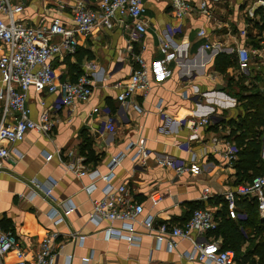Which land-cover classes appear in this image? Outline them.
Instances as JSON below:
<instances>
[{
	"label": "crops",
	"instance_id": "crops-1",
	"mask_svg": "<svg viewBox=\"0 0 264 264\" xmlns=\"http://www.w3.org/2000/svg\"><path fill=\"white\" fill-rule=\"evenodd\" d=\"M79 1L90 7L98 3L23 0L24 9L19 17L28 25H36L42 19L50 22L55 16L70 22L71 5ZM186 1L198 8L202 0ZM261 1L207 0L213 10L210 18L196 7L181 18L176 16L171 0H144L147 30L141 42L131 41L130 33L120 25L111 29L99 26L89 34L77 36L74 54L63 53L53 58L57 83L76 81L89 61L96 68L91 74L89 100L74 107L64 104L60 90L47 92L32 86L28 94L31 118L39 120L42 110L47 109L54 126L48 135L31 130L15 144L4 142L16 150L0 172V219L5 229L22 240L30 262L34 261L39 242L54 227L60 236L53 264H204L185 258L184 252L193 246L189 239H178L177 247L169 250L165 245L157 248L156 239L150 235H145L138 245L115 237L105 238L102 229L121 225L106 219L96 225L92 220L93 200L104 196L108 180L80 176L69 166L79 162L89 170L108 173L113 158L131 141L145 140L149 152L146 163L133 159L137 148H131L114 169L111 184L126 185L133 198L143 204L145 214L154 216L155 226L161 222L180 225L199 204L214 215L221 213L224 193L245 183H237V165L243 155L237 136L245 130L243 119L250 125L254 122L246 117L252 111L248 105L251 92L242 84L251 87L252 82H258L264 94V83L256 78L264 76ZM201 29H205V37L199 34ZM242 29L248 31L246 38L241 36ZM163 40L170 42V50L176 55L168 64L171 76L156 81L150 66L163 57ZM206 42L218 44L223 50L237 43L246 44L253 50L251 68L241 71L233 55L206 48ZM7 51L8 47L0 42V55ZM136 54L146 61L151 88L146 94L136 92L128 104L122 105L117 98L121 87L117 85L128 82L137 67ZM41 100L45 105L41 106ZM2 107L0 101V119ZM203 117L210 122L197 126ZM260 129L264 133V125ZM88 144L99 155L97 162L85 161L83 149ZM229 147L236 148V158L231 161L224 156ZM80 157L83 159L79 160ZM159 158L184 162L199 172L178 174L174 168L158 163ZM32 179L51 186L55 202H73L76 209L64 223L53 226L47 217L53 202L32 196ZM92 182L96 187L89 192L86 188ZM206 187L210 188V196L203 199ZM153 192L163 197L158 204L150 198ZM245 210V205L238 204L234 212L228 210V217L238 225L240 219L247 217ZM239 228L242 230V225ZM138 230L146 231L140 226ZM73 232L84 234L85 238H73ZM211 232L206 239L222 246V238ZM6 260H15L14 254L10 253Z\"/></svg>",
	"mask_w": 264,
	"mask_h": 264
},
{
	"label": "built area",
	"instance_id": "built-area-1",
	"mask_svg": "<svg viewBox=\"0 0 264 264\" xmlns=\"http://www.w3.org/2000/svg\"><path fill=\"white\" fill-rule=\"evenodd\" d=\"M171 2L176 16L181 18L196 7L186 0H171ZM261 3L264 5V0ZM23 9V0H0V42L8 47V51L0 55V82L2 84L0 101H3V113L0 119V172L4 169L11 152L16 150H11L4 142L15 144L23 140L31 130L48 135L54 126L51 113L47 109L42 110L39 120L31 118L28 94L32 86L44 88L47 92L60 90L64 104L70 107H74L78 102L88 101L91 96L93 86L91 74L96 64L89 61L87 69L74 82L65 80L57 83L53 64L55 56L63 53L74 54L78 45L77 36L89 34L99 26L111 29L120 25L123 30L130 33V40L136 42H141L147 30L144 0H98L95 7L87 6L79 1L71 5L70 22H66L60 16H55L50 22L42 19L36 25L25 24L20 19L19 16ZM197 9L208 18L212 16L213 10L209 7L207 0H202ZM240 33L246 38L248 31L242 29ZM199 34L203 37L207 35L205 29H201ZM205 46L216 49L218 53L226 51L234 55L241 71L251 68L253 50L246 44L237 43L230 49L224 48V50L218 44L210 42H206ZM160 49L163 57L154 60L150 66L156 81H163L171 76L172 71L168 64L176 55L175 51L170 50L171 44L168 40L162 41ZM135 61L137 67L128 82L117 85L121 87L117 98L122 105L128 104L136 92L146 94L151 88V79L145 59L136 54ZM40 103L41 106L45 105L43 100ZM94 110L98 111V108ZM9 113H12L10 117ZM209 122V118L203 117L197 122V126ZM133 147L137 150L132 158L145 164L149 152L146 141L142 140L140 142L131 141L125 150L119 152L109 164L108 173L104 174L98 169L89 170L84 165L80 166L79 162L69 166L80 176L88 175L92 180L98 178L108 180L104 188V196L93 200L92 220L96 225L105 219L111 222L119 221L121 225L119 227L109 225L102 229L104 237L107 239L115 237L138 245L145 235H150L156 239L157 248L165 245L169 250L177 247L178 239H189L193 246L184 252L187 260L204 264H234L236 262L234 250L222 249L218 242L206 239V234L217 227L216 217L209 208H195L191 216L180 225L161 222L155 226L154 216L145 214L143 204L133 198L126 185L111 184L110 179L114 174V169L128 155V150ZM261 153L264 158V133ZM224 156L230 161L234 160L236 148L229 147ZM82 159L80 157L79 160ZM192 159L195 160L194 157ZM158 160V163L174 168L178 174L190 171L196 175L199 172V169L172 158H159ZM31 182L34 184L32 196H41L53 202L47 214L53 226L64 223L76 209L73 202L70 199L55 202L51 186L41 182L40 184L34 179ZM95 187L92 182L86 189L92 192ZM209 194L210 188L206 187L203 199H207ZM240 197L255 199L260 216L264 219V170L251 182L240 184L224 193L228 210L231 212L236 210L237 199ZM150 198L153 204H158L163 197L159 192H153ZM139 226L146 231H139ZM59 236L60 232L54 227L50 229L39 242L34 261L30 262L22 240L13 231L5 229L0 219V264H53L58 256ZM70 236L85 238V235L79 232H73ZM10 253L14 254L15 260H6Z\"/></svg>",
	"mask_w": 264,
	"mask_h": 264
},
{
	"label": "trees",
	"instance_id": "trees-1",
	"mask_svg": "<svg viewBox=\"0 0 264 264\" xmlns=\"http://www.w3.org/2000/svg\"><path fill=\"white\" fill-rule=\"evenodd\" d=\"M234 60L237 63L236 59ZM256 78L264 83V76L258 75ZM251 85L249 87L242 84L243 88H248L251 92L248 96L250 98L248 105L252 111L246 117L254 123L253 125L247 124L246 120L243 119L245 130L237 136V144L243 147L241 163L237 165V177L239 178L237 183L239 184L251 182L255 176L264 170V159L261 154L263 130L260 129L261 125H264V94L261 92L258 82H252ZM234 133L236 134V131ZM249 133H251L250 137H248ZM83 151L86 152V162L99 160V155L96 154L91 144L85 146ZM238 204L245 205L247 217L245 219L239 218L238 225H235L228 217V207L225 201L223 211L215 214L217 227L212 230L211 234L222 238V249L234 250L236 264H264V219L260 216L257 202L255 199L240 197L237 199ZM203 207L204 205L199 204L193 210ZM239 225H242V230ZM247 242L248 244L244 247Z\"/></svg>",
	"mask_w": 264,
	"mask_h": 264
}]
</instances>
